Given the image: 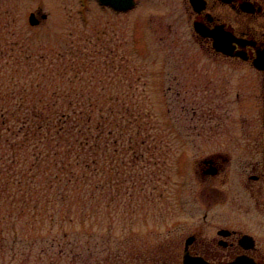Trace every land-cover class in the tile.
<instances>
[{
    "label": "rangeland",
    "instance_id": "obj_1",
    "mask_svg": "<svg viewBox=\"0 0 264 264\" xmlns=\"http://www.w3.org/2000/svg\"><path fill=\"white\" fill-rule=\"evenodd\" d=\"M178 2L116 12L98 0H0V88L62 89L72 112L100 118L105 131L82 203L74 191L58 203L38 177L0 191V264H102L120 248L155 252L181 232L180 155L155 141L171 128L169 106L174 124L189 123L176 120L164 82L215 64L197 57ZM32 13L48 18L33 26Z\"/></svg>",
    "mask_w": 264,
    "mask_h": 264
},
{
    "label": "flooded vegetation",
    "instance_id": "obj_2",
    "mask_svg": "<svg viewBox=\"0 0 264 264\" xmlns=\"http://www.w3.org/2000/svg\"><path fill=\"white\" fill-rule=\"evenodd\" d=\"M178 3L197 57L215 64L164 82L189 123L155 141L180 155L181 232L101 263L264 264V0Z\"/></svg>",
    "mask_w": 264,
    "mask_h": 264
},
{
    "label": "trees",
    "instance_id": "obj_3",
    "mask_svg": "<svg viewBox=\"0 0 264 264\" xmlns=\"http://www.w3.org/2000/svg\"><path fill=\"white\" fill-rule=\"evenodd\" d=\"M21 91L18 97L0 88V191L38 177L58 193V203L68 204L73 191L72 200L82 203L89 171L96 174L92 180L98 177L103 121L84 110L72 112L62 89L32 81Z\"/></svg>",
    "mask_w": 264,
    "mask_h": 264
},
{
    "label": "water",
    "instance_id": "obj_4",
    "mask_svg": "<svg viewBox=\"0 0 264 264\" xmlns=\"http://www.w3.org/2000/svg\"><path fill=\"white\" fill-rule=\"evenodd\" d=\"M100 1L103 5H109L115 8L116 10H129L135 6V0H100ZM42 17L43 19H46L47 15H43ZM31 23L33 25L39 24V20L36 18L35 14L31 16Z\"/></svg>",
    "mask_w": 264,
    "mask_h": 264
}]
</instances>
